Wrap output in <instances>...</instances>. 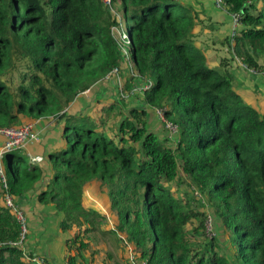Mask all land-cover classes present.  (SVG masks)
<instances>
[{"label":"trees","instance_id":"trees-1","mask_svg":"<svg viewBox=\"0 0 264 264\" xmlns=\"http://www.w3.org/2000/svg\"><path fill=\"white\" fill-rule=\"evenodd\" d=\"M221 9L240 15L235 35L220 41L231 60L263 72L264 0H222ZM200 13L180 0H0V128L52 117L64 140L37 164L22 149L5 152L0 264H33L13 245L20 229L3 202L5 192L33 191L61 213L65 264H82L89 233L106 222L87 204L91 183L137 264H264V106L237 91L230 62L208 60L195 31ZM123 60L124 90L151 82L139 105L117 95L94 118L68 113ZM147 107L178 126L176 138L148 128ZM191 186L211 204L213 238Z\"/></svg>","mask_w":264,"mask_h":264},{"label":"crops","instance_id":"crops-1","mask_svg":"<svg viewBox=\"0 0 264 264\" xmlns=\"http://www.w3.org/2000/svg\"><path fill=\"white\" fill-rule=\"evenodd\" d=\"M181 3L190 5L196 9L199 13L202 12L205 15V24L198 25L195 28V31L198 32V40H200L202 31L205 33L208 29L206 28V23L210 25V32L214 33L217 29V33L222 31V29L229 28L230 24V16L226 13V11L215 5V0H180ZM201 15V13H200ZM203 29L201 30V28ZM201 41V40H200ZM243 66L238 62L236 67ZM244 67V66H243ZM240 68L234 69V74L236 79H239V71ZM247 70L249 73H253L252 75L258 76L262 73L251 72L248 67L242 68ZM127 76V75H124ZM256 80H261L262 86L261 89L264 93V74H262L261 78ZM90 91L87 94L80 93L76 99L69 105L68 113L75 115H89L91 117H96L98 114H101V107L103 105L109 104L111 99L117 97L115 90H108L107 86H103L101 84H95L89 88ZM259 91L257 87L254 88L246 87L245 90L237 91L245 98L251 105L263 107L264 103H252V96L249 95L250 91L254 90ZM261 90V91H262ZM264 96V94H263ZM142 98L140 95L131 96L128 101L129 106L139 105ZM262 101L264 102V97H262ZM128 105L126 108H129ZM94 113V115H93ZM35 125V129L39 134V141L30 145V149L27 152V155L31 156H41L43 160H47V154L53 149H59L64 145L62 138V124L63 121H58L52 117L50 118H40L36 120H31ZM108 123V122H107ZM147 123L148 128L159 136L164 135V130L162 129V125L156 118V116L152 113L150 109L147 110ZM2 144V138L0 136V146ZM24 150V149H23ZM30 162V161H29ZM92 189L93 194H90L88 189ZM87 195H91V203H87L88 205L93 204V199L96 197H100L98 192L97 185L95 183H91L87 187ZM97 195V196H95ZM102 196V195H101ZM88 197V196H87ZM16 201L20 205L21 208L26 212L29 222V235L27 239L26 247L31 253H37L43 255L46 259H48L52 264H65L64 255V240L66 238V234L62 233L59 229V221L61 219V213L57 212L53 205H42L37 201L36 193L28 192L21 198L16 197ZM104 202L106 200L103 199ZM97 203H95L96 205ZM92 206V205H91Z\"/></svg>","mask_w":264,"mask_h":264},{"label":"built area","instance_id":"built-area-1","mask_svg":"<svg viewBox=\"0 0 264 264\" xmlns=\"http://www.w3.org/2000/svg\"><path fill=\"white\" fill-rule=\"evenodd\" d=\"M103 4L107 7L111 6V0H102ZM215 4L217 7L221 8L222 0H215ZM230 22H231V32L230 36H234L239 27V17L238 13L229 14ZM120 41H124L125 43L129 42L127 34L124 32L120 35ZM123 42V43H124ZM244 67H247L243 64ZM251 72H256L254 69H250ZM264 73V71L262 72ZM127 78L124 76L122 78L120 74V69L113 68L111 72L106 74L99 82L96 84H101L104 87L107 86L108 90L114 91L116 95L125 98L126 101L130 99L131 96L140 95L143 98V92L148 89L151 85V82H146L141 85H132L131 88L124 90V84ZM90 89L83 91L82 93H89ZM150 109L152 113L156 116L160 124L162 125V129L164 133L169 138H176L178 133V126L164 116L163 111L158 108H150L147 107L146 110ZM0 136L2 138V144L0 146V187L4 190L7 189V176L3 166V156L5 152L11 149H25L28 144H34L39 141V134L35 129V125L32 122H24L19 126H11V127H1L0 128ZM29 160L31 163L37 164L40 163L43 158L41 156H31L29 155ZM191 192L193 196L199 201L201 204V210L204 213L205 221H204V234L206 238L210 239L217 235V226L214 222L213 212L211 204L207 197L203 196L199 190L191 186ZM3 202L13 213L18 226H19V239L14 242L13 245H17L22 249V254L26 260L31 261L33 264H47L44 257L37 253H31L27 247V236H28V217L23 208L20 207L16 198L8 192H5L3 195ZM128 263L129 264H137L134 260L133 249L129 248L128 252Z\"/></svg>","mask_w":264,"mask_h":264},{"label":"rangeland","instance_id":"rangeland-1","mask_svg":"<svg viewBox=\"0 0 264 264\" xmlns=\"http://www.w3.org/2000/svg\"><path fill=\"white\" fill-rule=\"evenodd\" d=\"M216 5V4H215ZM230 22V21H229ZM122 24L126 28V22L123 20ZM231 24V22H230ZM206 29L207 31L204 33L202 31L200 40H201V48H203V51L206 52L207 58L210 62H212L214 65H217L220 61H227L228 63L230 62L232 65L231 68H240L236 67L237 63L239 62L240 65L244 64L242 63L239 59L235 58V60H231V55L227 51L226 44H221L220 41L223 40L226 36H230L231 32V25L229 26L228 30L227 29H222L219 33L216 31L213 33L210 32V25L206 23ZM240 28V24L238 29ZM128 46V45H126ZM98 56L96 55L92 62H96ZM259 62L262 63L263 59L260 58ZM244 68L243 66H241ZM240 68V75L239 79H236V88L239 90H245L246 87L254 88L255 86L259 91L256 89L254 91H250L249 95L252 96V103H261L263 104L264 102L262 101L263 96V90L261 89V86L263 83H261V80H256L258 76L261 78L262 74L258 76L252 75L253 73H249L247 70H244ZM131 70V65L130 63H127V61H122L120 62V74L122 78L124 75H126L128 72ZM94 87V86H93ZM262 90V91H261ZM258 108H260L258 106ZM261 109V108H260ZM56 114L55 111H53V114H49L50 116H53ZM94 115V113H93ZM94 118V117H91ZM77 120H79V117H77ZM92 120V119H91ZM76 121V120H75ZM28 122V121H27ZM77 122V121H76ZM63 140V139H62ZM64 142V140H63ZM64 146V145H63ZM30 145H27L24 150H22L23 154L27 156L28 161L29 157L27 155L28 150L30 149ZM185 189V185L182 183L179 185V188ZM188 186L186 185V188ZM87 191L90 192V194H93L92 189H88ZM186 191V190H185ZM87 195V203H91V195ZM183 194V193H182ZM97 196V195H95ZM104 200H107L106 198H101V197H96L93 199V204L92 207L95 209L99 210L101 213H104L106 215V219L104 222V225L102 228H97L96 230L92 231L89 233V240L91 242V246L89 248V251L83 253L84 259L82 260V264H127V256L129 252V248L133 249L132 244L128 243L125 239V235L120 232H111L110 230H114L117 224V216L115 213V210L111 209L109 207L108 201L104 202ZM95 203H97L95 205ZM199 208H201V204H199ZM218 233V232H217ZM219 234L221 236V239H227L225 232L222 230H219ZM227 242V240H226Z\"/></svg>","mask_w":264,"mask_h":264}]
</instances>
